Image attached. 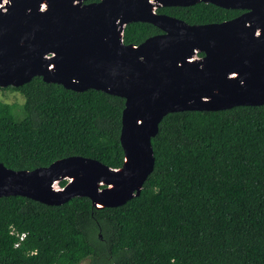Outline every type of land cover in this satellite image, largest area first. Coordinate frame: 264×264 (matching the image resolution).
<instances>
[{"label": "trees", "instance_id": "obj_1", "mask_svg": "<svg viewBox=\"0 0 264 264\" xmlns=\"http://www.w3.org/2000/svg\"><path fill=\"white\" fill-rule=\"evenodd\" d=\"M156 13L201 25L243 11L199 3ZM160 33L130 23L123 43ZM7 90L23 102L0 101L6 168L33 170L68 157L121 167L124 99L40 77L0 89ZM151 146V174L140 195L120 207L96 210L80 197L60 206L0 198V264H264V105L169 113Z\"/></svg>", "mask_w": 264, "mask_h": 264}, {"label": "water", "instance_id": "obj_2", "mask_svg": "<svg viewBox=\"0 0 264 264\" xmlns=\"http://www.w3.org/2000/svg\"><path fill=\"white\" fill-rule=\"evenodd\" d=\"M199 3L244 12L201 25L156 13ZM137 22L161 33L124 44L125 27ZM34 77L124 99L123 162L112 169L68 157L20 171L0 163V198L60 206L80 197L96 210L120 207L151 174V139L167 114L264 105V0H0V89Z\"/></svg>", "mask_w": 264, "mask_h": 264}, {"label": "rangeland", "instance_id": "obj_3", "mask_svg": "<svg viewBox=\"0 0 264 264\" xmlns=\"http://www.w3.org/2000/svg\"><path fill=\"white\" fill-rule=\"evenodd\" d=\"M0 101L9 104H13V103L21 104L23 102V98L16 91L7 90V91H0ZM21 117L22 115L20 114V118ZM81 264H88V261H84Z\"/></svg>", "mask_w": 264, "mask_h": 264}, {"label": "flooded vegetation", "instance_id": "obj_4", "mask_svg": "<svg viewBox=\"0 0 264 264\" xmlns=\"http://www.w3.org/2000/svg\"><path fill=\"white\" fill-rule=\"evenodd\" d=\"M244 12V11H243Z\"/></svg>", "mask_w": 264, "mask_h": 264}]
</instances>
